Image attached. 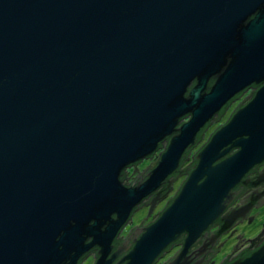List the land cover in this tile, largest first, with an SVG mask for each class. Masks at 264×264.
<instances>
[{
    "label": "water",
    "instance_id": "obj_1",
    "mask_svg": "<svg viewBox=\"0 0 264 264\" xmlns=\"http://www.w3.org/2000/svg\"><path fill=\"white\" fill-rule=\"evenodd\" d=\"M251 86L157 218L116 243ZM263 162L264 0H0V264H78L94 247V264H156L175 246L164 264H206ZM226 264H264V243Z\"/></svg>",
    "mask_w": 264,
    "mask_h": 264
},
{
    "label": "flooded vegetation",
    "instance_id": "obj_2",
    "mask_svg": "<svg viewBox=\"0 0 264 264\" xmlns=\"http://www.w3.org/2000/svg\"><path fill=\"white\" fill-rule=\"evenodd\" d=\"M256 89H257V87L251 86V87L247 88L246 90H244L242 93L235 95L230 101L227 102V104L213 118V120H211L209 126H205L204 129L207 130L212 125V123L214 122V119H219V118L223 117V115L225 113H228V116L226 117L225 121L222 124H220V125H223L226 122V120L229 118L230 114H232V112H234V110L236 108H238L240 105L246 103L248 101V99L253 95V93ZM186 120H188V119H186ZM207 140H208V138H207ZM162 147H163V145H162ZM160 152H161V150H160ZM159 155H160L159 150H157L154 154H152L149 158H147L145 160L154 159V165H153V167H154L159 160ZM187 162L184 161V158H183V160L181 162V166L179 168L180 173H182L183 168H186V169L188 168L187 166L190 162L189 163H187ZM137 163H139V162H137ZM185 163H187V164H185ZM134 165H130L128 168H126L124 170V171H126V173L124 175L126 178V181H127V171L132 170ZM153 167H151L150 169H152ZM150 169H147L146 172H148V170H150ZM146 172L144 174H142L141 176H144L146 174ZM137 177L138 176H135L134 179L133 178L130 179L129 184L132 183ZM245 180H246L245 185L240 184L237 186L236 191L238 192V194L236 195L234 201L230 204V206L226 209V211L221 216V217H223L226 214H229L234 210L241 209L243 211H246L245 217L237 219L229 229L223 231L220 234L219 239L216 241L215 245L212 247V252L207 255L208 262L206 264H226V263L233 261L237 258L246 257L252 251L256 250L259 246H261L264 243V224H263V225H259L254 236H252L250 239H246V241H242V244L237 245L235 247V249L230 254L224 256L221 260H216V257L222 252V250H223L224 246L227 244V242L228 241L230 242V240L235 236V233H237V231L239 230V227L240 226H251L255 222V220L257 219L256 213L259 212L260 210L264 209V162L261 165H259L258 167H256L255 169H253L252 171H250L247 174V176L245 177ZM161 187H163V186H161ZM177 189L175 190V192L177 191ZM150 198H148L147 200H149ZM147 203L148 202H144V204H147ZM222 225L223 224H222L221 220L220 219L217 220L209 228L208 233L212 234V233L218 232L221 229ZM142 226H145V225H142ZM134 228L135 227L129 228V225L127 224L123 228V230L121 231V232H124V231L126 232L124 237H121V235H119L117 240H116V243L124 240ZM96 250H97V248L94 247L90 251H88L86 254H84L79 259L78 264H84V261L86 259H89L90 257H92V259H96ZM164 262H166V261H164ZM164 262L162 264H164ZM93 263H94V261H93Z\"/></svg>",
    "mask_w": 264,
    "mask_h": 264
},
{
    "label": "rangeland",
    "instance_id": "obj_3",
    "mask_svg": "<svg viewBox=\"0 0 264 264\" xmlns=\"http://www.w3.org/2000/svg\"><path fill=\"white\" fill-rule=\"evenodd\" d=\"M227 116H228V113H225L223 115V117L219 118V120H217V121L212 123V125L204 133L203 138L200 141V143L191 151V153H190L191 157L197 150H199V148H201L205 144V141L207 140V138H209L210 135L213 133V131H215L217 129V127H219L220 124H222L225 121ZM230 116H231V114H230ZM163 148L160 149L161 152L164 150ZM160 150H159V153H160ZM159 157H160V155H159ZM152 162H154V159L140 161L138 163V165L136 166L138 172L142 173L143 170L147 166L151 165ZM189 162H190V159L188 160L187 163H189ZM187 163H185V164H187ZM134 170H135V166L133 167L132 170H128L127 171L128 172L127 173V177H129L127 179L128 183H129L130 179L135 178V176L138 175L137 171H135L133 173ZM185 178H186V176H179L176 180H174V182L172 183V189L169 192L168 196L166 198H164V199H161L160 201H158L156 203V205H155V207H154V209H153L151 214H148L150 204H144L142 207H139L133 213V215L131 217V222L128 224L129 228H132L134 226H140L142 221H143L142 225H145V226L149 222H153L157 218L158 213L167 204L168 200L174 195L175 190L179 187V185H181L180 183H182ZM147 214H148V216H147ZM256 215H257V219L255 220V222L251 226H240L239 227V230L237 231V233H235V236L230 240V242L229 241L227 242V244L224 246L222 252L216 257V260H221L224 256L230 254L234 250L233 248L236 246L237 242L239 241V238H238L239 235L240 236L242 235L240 240H242V239H244V240L250 239L252 236H254V234L256 233L259 225H263V223H264V209H262L259 212H257ZM125 233L126 232L124 231V232H121L119 235L124 237ZM179 248H180L179 246L173 247L162 258H160L157 261L156 264H162L164 261H167L168 259H170V257L173 256L179 250ZM95 260L96 259H92V257H90L89 259H86L84 261V264H94L93 261L95 262Z\"/></svg>",
    "mask_w": 264,
    "mask_h": 264
},
{
    "label": "trees",
    "instance_id": "obj_4",
    "mask_svg": "<svg viewBox=\"0 0 264 264\" xmlns=\"http://www.w3.org/2000/svg\"><path fill=\"white\" fill-rule=\"evenodd\" d=\"M206 132V129H203L202 131H201V133L199 134V136H198V141H201L202 140V138H203V135H204V133ZM207 142V141H206ZM200 143V142H199ZM161 148H163L162 146H161ZM160 148V149H161ZM195 148V147H194ZM194 148H192L188 153H186L185 155H184V161H188L189 159H190V163L188 164V168H192L193 166H194V162H193V157L195 156V154L197 153V151L192 155V157L190 156V153H191V151L194 149ZM159 149V150H160ZM164 149V148H163ZM200 149V148H199ZM191 157V158H190ZM138 165V163H136L134 166H137ZM186 168H183L182 169V173H181V175H175V176H171L169 179L170 180H176L179 176H186ZM125 173H126V171H123V173H122V176H121V180H122V183L123 184H126V178H125ZM169 180V181H170ZM184 181V180H183ZM128 183V182H127ZM182 184V183H181ZM127 185H129V184H127ZM181 186V185H180ZM180 186L178 187V189H177V191L175 192V194L169 199V201L177 194V192H178V190H179V188H180ZM172 188V185H169L168 183L166 184V185H164L163 187H161V188H159L158 190H157V192L156 193H158L159 194V197H160V199H164V198H166L167 196H168V194H169V190ZM150 200H151V198L149 199V200H147V201H145V202H148L147 204H149L150 203ZM143 204H144V202L141 204V206L140 207H142L143 206ZM167 206V204L163 207V209L165 208ZM163 209H161V211L163 210ZM160 211V212H161ZM160 212L158 213V215L160 214ZM157 215V216H158Z\"/></svg>",
    "mask_w": 264,
    "mask_h": 264
}]
</instances>
